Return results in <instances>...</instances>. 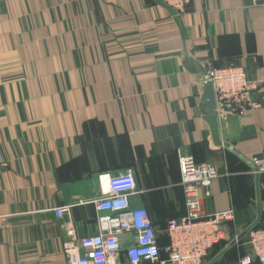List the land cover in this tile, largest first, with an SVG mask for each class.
I'll list each match as a JSON object with an SVG mask.
<instances>
[{"label":"crops","instance_id":"obj_1","mask_svg":"<svg viewBox=\"0 0 264 264\" xmlns=\"http://www.w3.org/2000/svg\"><path fill=\"white\" fill-rule=\"evenodd\" d=\"M248 3L191 0L179 16L161 0H0V264H68L67 246L97 232L107 174H134L130 204L167 246L188 214L183 155L219 172L205 215L233 210L235 237L264 224V6ZM207 60L244 68L262 106L218 112ZM240 248L223 242L208 263Z\"/></svg>","mask_w":264,"mask_h":264},{"label":"built area","instance_id":"obj_2","mask_svg":"<svg viewBox=\"0 0 264 264\" xmlns=\"http://www.w3.org/2000/svg\"><path fill=\"white\" fill-rule=\"evenodd\" d=\"M177 15L188 10L191 0H161ZM253 6H264V0H247ZM205 85L211 84L218 112L245 117L260 108L253 92L259 84L250 80L240 66L216 67L214 60H207ZM252 168L264 175V158H254ZM182 188H184L188 214L174 219L165 230L169 244L160 247L159 232L145 208H133L130 199L137 193L134 174L100 176L101 197L95 205L99 215L98 229L93 235L81 239L80 246H67L68 264H205L216 246L223 242L239 245L245 239V254L239 260L225 264H264V227L250 229L245 237L233 236L229 222L235 221L233 210L218 214H204L202 199L211 196L212 183L219 172L211 163L198 164L193 156L180 159ZM201 189H204L202 193ZM72 205L56 210L63 218ZM130 235L132 241L125 248L121 237ZM69 235L75 237L74 229ZM164 254L166 257H164Z\"/></svg>","mask_w":264,"mask_h":264},{"label":"water","instance_id":"obj_3","mask_svg":"<svg viewBox=\"0 0 264 264\" xmlns=\"http://www.w3.org/2000/svg\"><path fill=\"white\" fill-rule=\"evenodd\" d=\"M205 99L207 100L208 103H214V92L212 90L211 84H206L205 85ZM245 237V233L240 236V239Z\"/></svg>","mask_w":264,"mask_h":264},{"label":"trees","instance_id":"obj_4","mask_svg":"<svg viewBox=\"0 0 264 264\" xmlns=\"http://www.w3.org/2000/svg\"><path fill=\"white\" fill-rule=\"evenodd\" d=\"M216 67L218 68V67H223V66L220 65V64H218V66L216 65ZM225 67H226V66H225ZM261 227H264V224L259 225V226L255 227V228H261ZM245 239H246V238H245ZM245 239H242V240L239 242V245H240V247H241V248H240V249H241V252H243L242 255L245 254V246H244ZM168 242H169V239H168ZM168 244H169V243H168ZM239 245H238V246H239ZM214 249H215V248H214ZM213 251H214V250H213ZM213 251H212V252H213ZM212 252H211L210 255H212ZM210 255H209V256H210ZM239 258H240V257H239ZM237 260H239V259H237ZM237 260H235V261H237ZM232 262H234V261H232ZM225 263H229V262H224V261H223V262H222V261L220 262V261H219V263L216 262V263H212V264H225ZM146 264H148V263H146Z\"/></svg>","mask_w":264,"mask_h":264},{"label":"rangeland","instance_id":"obj_5","mask_svg":"<svg viewBox=\"0 0 264 264\" xmlns=\"http://www.w3.org/2000/svg\"><path fill=\"white\" fill-rule=\"evenodd\" d=\"M258 90H259V86H258V88H257ZM257 90V91H258ZM257 91H255V92H253V97H254V99H255V93L257 92ZM255 101H256V103L257 104H259L260 105V107L262 106L256 99H255ZM214 107H216V104H215V96H214ZM216 109H217V107H216ZM259 109V108H258ZM256 110V109H255ZM223 113H225V112H223ZM228 114V113H227ZM211 261V259L210 258H208V260H206V262H205V264H209L208 262H210Z\"/></svg>","mask_w":264,"mask_h":264}]
</instances>
